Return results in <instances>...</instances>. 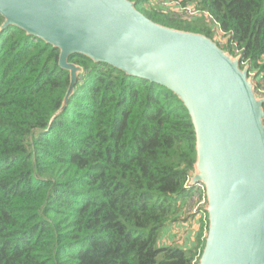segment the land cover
<instances>
[{
    "label": "trees",
    "instance_id": "16d2710c",
    "mask_svg": "<svg viewBox=\"0 0 264 264\" xmlns=\"http://www.w3.org/2000/svg\"><path fill=\"white\" fill-rule=\"evenodd\" d=\"M131 1L176 29L212 37L217 23L264 77V0H162L210 19ZM57 53L16 27L0 34V264H193L205 241L194 215L181 245L161 241L189 218L186 109L162 86L75 54L86 74L47 128L68 84Z\"/></svg>",
    "mask_w": 264,
    "mask_h": 264
},
{
    "label": "water",
    "instance_id": "95a60500",
    "mask_svg": "<svg viewBox=\"0 0 264 264\" xmlns=\"http://www.w3.org/2000/svg\"><path fill=\"white\" fill-rule=\"evenodd\" d=\"M0 34L16 27L58 51L68 84L51 121L85 76L80 54L169 90L194 138L189 187H204L207 230L197 264H264V96L249 63L205 34L154 22L131 0H0Z\"/></svg>",
    "mask_w": 264,
    "mask_h": 264
},
{
    "label": "built area",
    "instance_id": "2783aa9c",
    "mask_svg": "<svg viewBox=\"0 0 264 264\" xmlns=\"http://www.w3.org/2000/svg\"><path fill=\"white\" fill-rule=\"evenodd\" d=\"M161 6L163 9H167V10H172L174 12H176L178 15L182 16V18H186V19H194L196 18L197 16H199L200 14L203 15V16H206L208 19H210V15L206 12V11H202L200 10L199 8H197L195 6L194 3H187L186 5L182 6L179 4V2H170V1H159L158 2V5L157 6ZM216 27H217V31H216V43L226 49L225 47L228 46L230 47V49L232 50V54H239L241 53V49H238L237 47V44L235 42H231L230 44L228 43V35H226L224 32H222L219 27H218V24L215 23ZM242 63L244 64V62L242 61ZM250 74L254 75V80H253V83L255 85V88H256V92L261 95V96H264V88L262 87H258V84H257V79L259 78L256 73H251V71L249 72ZM261 77V76H260ZM256 81V83H255ZM189 179V178H188ZM188 183V180L186 182V185L185 186H188L187 185ZM191 188V192H190V195L189 197L187 198V201H186V206L188 205V201L189 199L192 197V199L194 200L196 197L198 198H203V201L199 203L200 207L199 209H192L190 208V213L189 214H192V215H196L198 213H202V215L205 217L204 220H206L207 218V215H206V212H205V206H206V197H205V191H204V187L201 183H196L195 185L189 187ZM198 261V260H197ZM197 261H194L193 264H197Z\"/></svg>",
    "mask_w": 264,
    "mask_h": 264
},
{
    "label": "rangeland",
    "instance_id": "374dc122",
    "mask_svg": "<svg viewBox=\"0 0 264 264\" xmlns=\"http://www.w3.org/2000/svg\"><path fill=\"white\" fill-rule=\"evenodd\" d=\"M159 1L160 0H149L148 4L150 6L156 7L158 5ZM209 27H210L211 34H212V37H210V38H212L214 41H216V36H215L216 31H217L216 25L211 22V23H209ZM251 73H255L254 68L251 69ZM253 80H254V78H253ZM255 83H256V81H255ZM257 84H258V87L264 88V77H259L257 79ZM202 201H203V198H198V197H196L194 200L192 199V197L189 199L188 205L185 208L188 211V217L189 218H186V220L182 221V223H181L182 226L181 227H179L175 223H173V224L169 225L170 228H169V226H167L165 228L166 231H167V228H169V234L171 235L172 238L165 237V234L162 235L161 241L164 244L168 243L170 240L173 239L175 244L181 245V241L180 240L185 238V235H188L187 229L189 230V232H191V230H193L192 227L195 225V222H193L192 224L190 223L192 217L189 216V213H190L189 209L190 208L199 209L200 207H202V206L199 205V203L202 202ZM194 216L196 217V218H194V220L198 223V226H197L198 231L199 230L202 231L201 238H204L206 236V228H205V225H204V223H205L204 218L205 217L202 215V213H198L196 215L194 214ZM181 231H183L182 236H180L181 235Z\"/></svg>",
    "mask_w": 264,
    "mask_h": 264
},
{
    "label": "crops",
    "instance_id": "0c3cea01",
    "mask_svg": "<svg viewBox=\"0 0 264 264\" xmlns=\"http://www.w3.org/2000/svg\"><path fill=\"white\" fill-rule=\"evenodd\" d=\"M193 227H192L193 230H191V232H189V230L187 229L188 234L194 233V228ZM169 228H170V226H169ZM169 228H167V231L164 229L162 233H165V237L172 238L171 235L169 234ZM182 234H183V231H181V235L180 236H182ZM185 237H187V235H185ZM180 241H181V243H183L185 241V239L183 238Z\"/></svg>",
    "mask_w": 264,
    "mask_h": 264
}]
</instances>
